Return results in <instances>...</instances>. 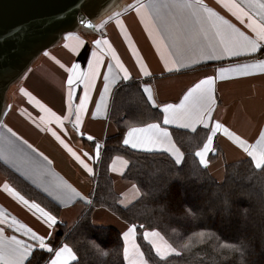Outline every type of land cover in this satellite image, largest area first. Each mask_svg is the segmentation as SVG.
I'll list each match as a JSON object with an SVG mask.
<instances>
[{"label":"crops","instance_id":"1","mask_svg":"<svg viewBox=\"0 0 264 264\" xmlns=\"http://www.w3.org/2000/svg\"><path fill=\"white\" fill-rule=\"evenodd\" d=\"M235 3L256 20L260 19L257 14L264 12L259 7L264 0H235ZM186 4L193 6L185 7ZM202 4L216 16L209 17L207 12L196 8L195 0H125L119 9L100 22L95 32L83 29L65 36L8 92L0 124V160L56 202L63 209L61 219L69 225L91 204L103 140L114 132L109 121L113 94L118 85L129 80L141 82L143 91L150 89L152 100L148 99V93L144 91V94L151 106L161 111L162 121L130 128L124 137V141H130L124 143L127 147L140 152L167 153L176 161L180 156V163L183 153L172 130L194 132L204 128L213 141L204 159L214 178L223 179L228 163L250 159L256 166V160L244 151L240 141L253 146L258 154L264 149V141H261L264 135V40L249 27L248 16L237 18L240 14L233 8L232 0H202ZM134 5L143 7L137 12L131 7ZM218 17L256 41L257 48L235 46L232 41L236 33L232 29L221 25L218 31L214 26L221 24ZM209 78L213 80L210 86L192 92L200 81ZM205 95L211 96L213 110L210 114L202 113V118L197 119L195 116L204 106L202 97ZM167 105L176 106L179 118L164 124L163 110ZM217 122L223 125L218 131ZM153 124L159 125V129L132 132ZM224 128L228 129V135ZM129 132H132L131 137ZM162 132L168 133L164 143L150 142ZM258 141H261L259 147ZM211 155L214 156L211 158ZM197 158L201 163V158ZM126 168L121 158H115L111 164L115 191L123 206L139 197V190L122 180ZM5 184L13 191H5ZM16 193L0 174V264H15L13 237L30 246L29 254L21 261L26 264L32 249L40 244L27 230L43 237L44 249H47L58 223L56 218L55 223L48 222L37 209L30 207L36 203L18 193L29 202L25 205ZM13 220L18 223L13 224ZM93 221L96 225L119 228L124 240L133 227L102 208L94 210ZM132 235L137 242L136 232L128 237L133 239ZM65 245H60L53 253ZM71 253L61 258L62 264L76 260L72 249ZM55 259L53 254L46 264ZM142 259L145 261L144 256Z\"/></svg>","mask_w":264,"mask_h":264},{"label":"trees","instance_id":"2","mask_svg":"<svg viewBox=\"0 0 264 264\" xmlns=\"http://www.w3.org/2000/svg\"><path fill=\"white\" fill-rule=\"evenodd\" d=\"M109 121L114 132L103 140L91 204L73 225L61 219L63 209L56 202L0 160V174L9 184L58 219L48 241L53 251L68 245L76 256L70 264H127L122 231L93 221L94 210L102 208L135 227L138 247L149 264H264V167L242 159L226 164L223 179L217 180L195 155L208 138L204 128L172 130L183 153L180 163L167 153L127 147L124 137L130 128L162 121L138 80L116 87ZM115 158L127 164L122 180L139 190V197L126 206L111 176ZM147 231L161 234L179 254L159 257L145 239ZM52 255L37 247L26 264H46Z\"/></svg>","mask_w":264,"mask_h":264},{"label":"water","instance_id":"3","mask_svg":"<svg viewBox=\"0 0 264 264\" xmlns=\"http://www.w3.org/2000/svg\"><path fill=\"white\" fill-rule=\"evenodd\" d=\"M125 0H0V124L7 94L68 34L96 31Z\"/></svg>","mask_w":264,"mask_h":264},{"label":"snow or ice","instance_id":"4","mask_svg":"<svg viewBox=\"0 0 264 264\" xmlns=\"http://www.w3.org/2000/svg\"><path fill=\"white\" fill-rule=\"evenodd\" d=\"M184 6L185 7H192L193 5L186 4ZM232 6L240 14V15H237L238 19H240L241 16H248L249 20L251 21V23L249 24V27L252 29L253 32H255L257 34V36L259 37L260 40H264V12L258 13L257 15L260 16V19L256 20L252 16H249V14L244 11V8L241 7L240 4L235 3V0H232ZM131 7L136 8L137 12H139L140 7H143V5H134V6H131ZM195 7L199 8V9H202L203 11L207 12L209 14V17H215L216 16V13L212 12L211 9H208L206 6H204L202 4V0H195ZM259 7L261 9H264V3H261L259 5ZM233 14L236 15L237 13L234 12ZM117 16H119V13H117ZM109 18H111V17H109ZM218 19L220 20L221 24L220 25H214V26L217 27L218 31L220 29V26L223 25V26H226L228 29H232V31L234 33H236V35L233 37V41H232V43L235 46L251 47L253 50H255L257 48V42L256 41H253L249 37L244 36L243 33H239L238 30L234 29V27L232 25H230L228 23V21L223 20L222 17H218ZM96 43L99 44L100 41H97ZM105 43H107V41H105ZM93 55H95V53H93ZM76 67H79V66L77 65ZM244 67L247 68V67H250V66L249 65H244ZM223 71H225V70L221 69V72H223ZM125 72H126V70H125ZM125 78H128L127 75L125 76ZM68 83L69 84L72 83L71 79H69ZM212 83H213V80L211 78L206 79V80H202V81H200L199 84H197L195 86V88L192 90V92H195V91L203 88L206 85L210 86ZM144 91L146 93H148V99L152 100L150 89L145 88ZM192 92H189V96L192 95ZM86 99H87V96H85V100ZM187 99H188V96L185 97V100H187ZM202 101H203V105L204 106H202L200 111L198 113H196L195 118H197V119H201L202 118V113L206 112V113L210 114L212 112V110H213L212 107H211L212 98H211L210 95L203 96L202 97ZM180 107L183 108L184 105H180ZM82 108H83V103L81 104V109ZM175 108H176V106H174V105H167L164 108V110H163L164 113H165L164 119H163V123L164 124H168L170 122V119L179 118L177 112L175 111ZM209 119H210V115H209ZM77 121H79V117L78 116H77ZM221 128H223V125H221L219 122H217L215 124V129L218 131ZM153 129H157L158 130L159 129V125H156V124L149 125V127L147 129H133L132 132H136V131L147 132V131H150V130H153ZM194 130L195 129H193V131ZM223 130H224L226 135L229 134L227 128H224ZM9 131H11V129H9ZM132 132L128 133L129 137L132 136ZM53 134L55 135V133H53ZM167 137H168V133L167 132H162L161 135L155 137L154 140H150V142L161 143L162 144V143H164L166 141ZM58 139H59V137H58ZM89 139H92V137H89ZM237 140H239V137H237ZM261 141H264V135H262ZM261 141L257 142V147H259ZM212 142H213L212 138L209 137L207 139V142L204 144L202 150L195 153L196 156L201 158V163H203L205 165V167L207 166V162L204 159V154L210 150V146L212 145ZM124 143L125 144H129L130 141L128 139H126L124 141ZM132 146L136 147V144L132 143ZM240 146L244 149L245 152H247L250 156L253 157V159L256 160V167L257 168L264 167V149H261L259 151V154H258L257 151L254 150L253 146L247 145L246 141H240ZM176 152L178 153L179 149H176ZM180 155L182 156V154H180ZM77 159H79V157H77ZM179 159H180V156L177 157V162H179ZM4 189H5V191H13V190H11L9 188V186L7 184L4 185ZM16 195L19 197V199L25 205L29 204V202L27 200H24L23 197H20L18 193H16ZM30 207L37 209L42 214V216H44L46 218V220L48 222L55 223V217H53L49 213L45 212L43 209H41L39 207V205L31 204ZM16 223H18V222L13 220V224H16ZM27 231H28V233H30L32 235L33 239H37V240L40 241L39 247L41 249H44L46 247V245L43 243V240H44L43 237L36 236L35 233H32L31 229H28ZM134 231H135V227L133 226L132 228L129 229V232L125 234V240H127L128 235L134 233ZM0 233H2V230H0ZM144 235H145V238H148L149 236H157L158 237L159 233L158 232H153V233H147L146 232ZM201 235H203V234H201ZM12 240H13V242L15 244V248L13 249V251L15 253V264H21V261L29 254L30 246L27 245V244H24V242H22L20 240H17L15 237H13ZM154 247L156 248L157 255H160L162 258H166L165 253H167V254H173V253L179 254V253H176V250L174 248H172L171 245H167L166 244L165 248L163 250L159 246L154 245ZM46 250L48 252H53V249L50 248V247H48ZM0 254H2V252H0ZM65 254L72 255L71 249H69L66 245L64 247L60 248L58 251H56L54 253L56 259L52 260L51 264H62L61 258ZM125 255L127 256V249H125ZM139 255L142 257L143 253H140Z\"/></svg>","mask_w":264,"mask_h":264},{"label":"rangeland","instance_id":"5","mask_svg":"<svg viewBox=\"0 0 264 264\" xmlns=\"http://www.w3.org/2000/svg\"><path fill=\"white\" fill-rule=\"evenodd\" d=\"M37 204V203H36ZM38 205V204H37ZM40 206V205H39ZM148 233H153L155 231H147ZM132 238L134 239H130L129 237L127 238V240H124V243H125V249H127V256L125 255V258L127 262V264H149L146 259L144 258L145 261H143L142 257L141 259H139V256H137V254H139V247L138 245L136 246V243L135 242V238L134 236L132 235ZM146 240H148L152 247H154V245L156 246H159L162 250L165 248V245H171L161 234H159V236H149L148 238H146ZM147 241V242H148ZM37 245V244H36ZM172 246V245H171ZM37 248V246H36ZM155 248V247H154ZM173 248V246H172ZM35 249V248H34ZM58 249V248H57ZM156 249V248H155ZM33 250V249H32ZM141 252V251H140ZM54 254V253H53ZM174 254V253H173ZM165 255H170V254H167L165 253ZM172 255V254H171ZM159 257H161L159 255Z\"/></svg>","mask_w":264,"mask_h":264}]
</instances>
